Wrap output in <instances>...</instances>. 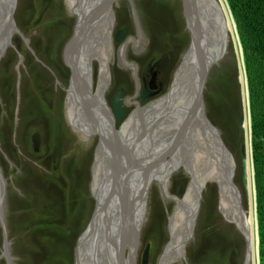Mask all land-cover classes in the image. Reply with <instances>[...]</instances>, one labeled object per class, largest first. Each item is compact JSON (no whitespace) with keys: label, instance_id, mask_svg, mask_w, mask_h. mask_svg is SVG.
<instances>
[{"label":"rangeland","instance_id":"rangeland-1","mask_svg":"<svg viewBox=\"0 0 264 264\" xmlns=\"http://www.w3.org/2000/svg\"><path fill=\"white\" fill-rule=\"evenodd\" d=\"M4 1L3 10L9 11L6 6L11 7L12 0ZM16 1L15 22L29 40L31 50L23 38L17 34L13 38L12 47L0 65V170L6 182L7 195L4 216L9 234L10 252L13 264H76L79 240L91 223L95 211L92 183L94 163L101 143L97 135H84L82 132L84 129H77L68 116V90L72 80V71L66 65L64 57L66 47L73 37L77 19L68 8L67 0H52L58 6H62L60 8L65 15L61 18L64 24L60 27L58 25L49 26L50 21L47 19L49 15H46V9L45 17L42 21L39 20L37 10L43 9L42 2L47 0ZM157 1L148 0L147 4L152 8L154 5L157 6ZM132 2L133 7L137 10L138 22L134 18L136 16L133 7L127 0H121L114 7V50L109 63L110 86L105 95V102L114 113L110 101L120 90H123V106L127 110L125 120L139 107L144 108L168 93L167 91L160 96L145 101L140 100L143 92V73L148 67L149 61L158 59L160 55L169 61L163 64L167 65V75L163 74V77L167 81L169 89L176 71L185 62L190 47V43H187L185 37L189 34L182 14L181 0V6L179 0H167L162 4L160 20L157 19L159 17L155 13L151 14L152 17L142 14L139 7L142 6L141 0H132ZM60 8H57V11H60ZM150 18L156 22L154 42H152L151 36L154 32L152 27H149L151 26ZM167 24L171 26H167ZM70 25H72L71 30ZM138 27L143 32L141 37H135ZM124 29L129 31L125 40L116 43V34ZM158 30L163 31L162 36L169 34L170 42L177 37L178 43L175 51L180 55V60L174 54H159L165 51L161 43H168L162 40L158 41L160 36L158 32L156 33ZM85 34H87V30H85ZM132 38L138 39L139 42L136 45L130 44L126 50L127 64H125L121 60V48L125 42ZM79 45L76 47L75 54L82 56L83 50L80 55ZM41 46H44L43 52L39 51ZM231 49L235 53V58L238 56L236 43L232 42L226 56L213 68L207 85L214 70L220 69L222 66L227 69L231 68L228 64L229 61L232 62ZM53 62L54 64L62 62L68 70H60L53 66ZM132 65L134 69L130 67ZM92 67L94 93L96 94L100 63L94 61ZM136 74H138L137 78ZM208 88L209 86L205 91L207 116L217 127L235 157L238 165L236 183L242 190L245 210L252 214L251 193L246 189L244 182L246 172L242 163L239 143L242 136L239 121L245 116L243 87L240 86V100L235 101V98H231V102L228 103L231 109H242L241 117L238 113L231 111L230 115H226L233 117V123L229 128L225 125L226 122L221 121L224 118L220 119L226 114L224 111L227 108L226 103L221 95L215 94L214 96L213 90L209 91ZM148 90L151 93L149 88ZM221 90L222 86H219L214 91ZM129 99H131L130 103ZM138 101L140 102L139 107L137 106ZM90 105L95 110L98 102H92ZM245 118L247 117L245 116ZM125 120L116 119L117 130H120ZM88 122L95 123L96 121L93 116H88ZM36 135L39 136L38 146L35 142ZM140 143L142 146L139 148ZM159 143L162 144L161 141ZM136 144L139 152L145 151L144 142ZM160 147L164 149L165 153L167 146H164L163 143L158 148ZM111 153L115 158L117 157L113 150ZM145 153H149L148 150ZM61 156L68 162L58 164ZM162 156L170 157V155ZM153 161L150 160V162ZM70 168L73 171L81 172L82 177H85L84 181L89 178L87 185L92 200L91 205L86 199L89 196L87 195L85 198L83 191L77 195L69 191L67 174L70 172ZM152 172L157 173V169ZM190 178L185 169L181 168L172 174L167 191L162 190L159 183H152L135 264H142L143 254L148 246H150L148 264L160 263L171 238L170 220L176 211L178 198L182 199L190 186ZM105 183L106 181H104V186L107 188ZM108 189L110 188L108 187ZM14 193L18 194L16 201L11 199ZM27 199L28 202L31 201V206L27 204ZM200 200L194 233L186 248L185 257L172 264H245L247 240L234 225L228 224L224 220L219 210L217 187L210 185L203 192ZM53 222H59V226L53 229L64 233L56 234L51 228ZM126 249L125 258L129 260L130 251L128 247ZM3 250V230L0 225V264H7L3 257ZM109 253L106 250L104 256L109 257ZM115 253V246H112V256L110 257L117 258ZM96 255L98 254H93L91 259ZM58 258L60 263L56 262ZM112 263L114 264V262Z\"/></svg>","mask_w":264,"mask_h":264},{"label":"bare ground","instance_id":"bare-ground-1","mask_svg":"<svg viewBox=\"0 0 264 264\" xmlns=\"http://www.w3.org/2000/svg\"><path fill=\"white\" fill-rule=\"evenodd\" d=\"M120 1L121 0H115V4H118ZM3 2L5 1L0 0V14L2 18H4L5 13L2 7ZM96 2L97 0H67L68 8L72 9L73 6H77V15L83 20L79 38L73 41L71 52H69L70 67L75 74V78L72 80L71 88L68 90V116L74 122L77 129H84L82 132L87 136L93 135L95 131H101L105 134V137L108 138L111 132L113 117L110 116L111 110L106 106L105 95L110 86L109 63L114 50L112 35L115 19L111 17L113 14L108 15L107 18H101V16L98 15L95 19H91L95 16L96 10L94 8L96 7H94V4ZM6 9L9 8L6 7ZM226 9L232 29L227 25L226 31L222 33L221 40L217 42L221 47L215 50L213 55H216L219 61L226 56L229 42L234 38L231 31L236 37L232 18L227 6ZM84 20L87 21L84 23ZM91 21L95 22L90 29L88 26L87 34H85V25L87 22L90 24ZM16 32V27L10 24L9 30L0 42V58L3 56L4 59L8 50L12 47L13 38L17 35ZM225 34L228 35V39H226ZM139 36L141 37V33H139ZM138 42V39L132 38L123 44L121 48V60L123 63L127 64L125 56L126 50L129 48L130 44L136 45ZM80 43L83 45V54L82 56H77L75 50ZM240 58L241 62H243L241 54ZM94 61L100 63V75L96 94L94 93L95 89L92 78V65ZM191 62V58L188 56L187 62L182 64L176 71L175 77L178 79V83L172 94L153 101L144 108L139 107V104L136 103L139 108L124 121L121 130L118 131L117 136H115L117 138L112 137L113 139H107V141H109V144L111 142L112 144L120 146L126 155L128 153L129 156H136L138 158L143 157L144 161L148 162L147 164L155 162L157 154L153 153V155L148 156V153H145V151L148 150L149 152L153 142H156L155 144L159 143V141H161L162 144L164 143V146H167L165 153L162 147L157 148V151H161V156L170 155V157L167 156L165 158L162 156V158H165V162H163L161 168L157 169V173L145 171L144 168H140L142 174H154L153 177H158L159 185L164 191L169 189L170 179L174 173V169L179 170L181 168H187L188 174L191 177L190 186L185 196L182 199L178 198L176 211L169 225L171 235L170 242L159 264H172L176 260L185 257L186 248L194 233V224L197 218L199 203H201L200 199H202L203 192L210 185L216 186L218 189L219 210L224 220L228 224L234 225L247 240L245 264H258L259 255L255 216L252 144L248 114H246L247 118H244L243 124V135H245L247 142V158L246 164L243 167L246 172V174H244L245 186L248 192L251 193V204H253L252 214L247 213L245 210L242 190L236 183L238 165L232 151L224 138L223 140L226 147L220 141L215 133L217 130H214L213 127L209 126L207 123L202 122L203 119L200 113L196 115L195 122L199 126L203 124V134L200 133L196 136L191 133L183 146L177 151V154L173 147V149L168 148L171 134L174 130L173 127L177 124L178 120L185 116L197 91L196 82H198V80L192 76L191 72H193V66ZM242 66H244V63ZM78 82L83 85L87 94L90 95L89 97L92 99L95 98V101L98 102V108H95L96 112H94V109L91 107L88 100H86V95L83 94V91H81V95ZM246 91L247 90H245V93H247ZM88 116H93L95 118L96 125H94L95 123L88 122ZM90 126H94V128ZM145 126L146 128L149 126L150 129L148 127V130L150 131L147 132L148 134L140 136L139 132L142 131ZM149 139L154 140L150 143ZM145 140L147 144L144 143V147L146 149L144 152H139L136 143L144 142ZM189 145H191L190 148H188ZM141 146L142 144L140 143L139 148ZM111 152L112 148H109V146L101 140L96 156L97 161L94 168L95 180L92 187L95 194L99 195L101 199L104 196L112 194L113 200V183L114 185L117 184L115 176L119 163L116 162L117 158H115ZM150 160L154 161L150 162ZM104 181H106L105 185L107 184L110 189L104 186ZM119 210L120 208L118 207L115 211V216L118 218ZM137 220H146L145 203L139 209ZM109 236L114 237L116 241H118V245H116L117 249L119 245H121L120 250L117 251L115 248V254L119 256V260L110 257L112 256V246L114 245L111 244L112 242H110ZM129 246L130 244H127L126 237L117 223H104L103 212H98L95 216L93 226H91L90 230L87 231L79 241L77 249L79 259L77 264H87V261L88 264H113L112 262H114V264H132L136 258L134 248L132 249L130 260L124 257L125 249ZM106 250L110 252L109 257L111 259L108 256H104ZM93 254H98L99 256H93L91 259Z\"/></svg>","mask_w":264,"mask_h":264},{"label":"water","instance_id":"water-1","mask_svg":"<svg viewBox=\"0 0 264 264\" xmlns=\"http://www.w3.org/2000/svg\"><path fill=\"white\" fill-rule=\"evenodd\" d=\"M10 1V0H9ZM131 7H133L132 0H127ZM182 1V14L183 18L186 24V29L188 30V34L190 36V47L186 54V60L182 64H185L187 62L188 56L191 58V63L193 66V72L192 76L198 80L196 82L197 84V91L195 93V96L193 100L191 101L190 108L186 112L185 116H183L180 120H178L177 124L173 127V133L171 134V140L170 145L168 148H174L176 154L177 151L183 146L184 142L186 141L187 137L193 133L194 135H198L200 133L203 134L202 126H199L196 124L195 119L196 115L198 113L202 116V122L207 123L209 126H212L214 130H217L215 132L220 139V141L223 143V145L226 147V144L223 140V137L217 127L212 123V121L207 116L206 108H205V90L207 87V82L209 79V76L213 70V68L217 65L219 60L216 58V55L214 56V51L218 50L221 46L217 42L221 40L222 33L226 31L227 25L230 29H232L229 15L226 9V6L228 8V11L230 13V16L232 18V23L234 25L236 37L234 36L233 32L231 31L233 35L232 41L229 42L228 50L230 47V44L232 42L236 43V48L238 50V62H239V68H240V84L243 87V98H244V115L248 114L249 121H250V132H251V144L253 141L252 136V128H251V109H250V93L248 88V81L246 78V72L245 77L243 74L242 69V62L240 58V54L243 59V48L240 42V38L237 31V26L235 23V20L233 18L232 12L230 10L229 4L227 0H181ZM9 8V11H4V18H2L0 14V42L6 35L7 31L9 30V25L13 24L17 29V34L20 35L28 48L29 47V40L24 36V34L21 32V30L17 27L15 22V12L17 8V1L12 0V6H6ZM95 16H93L91 19H95L98 15L101 16V18H107L108 15L114 13V7H115V0H97V2L94 4ZM71 12L76 16L77 23L75 26V31L73 34V37L70 41V43L66 47L65 52V63L66 65L71 69L72 71V80L75 78V74L70 67L69 62V52H71V46L73 44V41L78 40L80 35V29L81 24L83 23V20L77 15V6H73L72 9H70ZM134 14L138 22V15L136 8L133 7ZM113 17V15L111 16ZM114 18V17H113ZM115 19V18H114ZM87 20H84V23ZM95 21H91L89 24L86 23L85 27L88 31L92 27ZM2 23V24H1ZM129 33L128 29H124L121 32H118L115 36V42L121 43L125 40V37ZM221 36V37H220ZM226 39H228V35L225 34ZM79 54L81 55V50H83V45H79ZM122 54V50H121ZM3 59V56L0 58V65L1 61ZM244 63V62H243ZM181 64V65H182ZM245 70V69H244ZM136 73V72H135ZM72 80L70 84V88L72 85ZM245 81H246V88H245ZM79 83V90L80 93L83 91L84 95L83 97L88 100V102L91 104L92 101L94 103L96 99H92L89 97L90 95L87 94L85 88L83 85ZM178 79L174 77V80L170 86L169 89H167L168 93L165 95L172 94L174 90L177 87ZM245 89L247 90L245 93ZM166 92V90L164 91ZM122 93L123 90H120V92L110 101V104L114 110V113L116 115L113 116L112 111L111 115L113 117L112 121V127L111 132L107 137H105V134L101 131H95L93 135H97L100 140H103L109 148H112L114 154L117 156V163H120V167L116 170V175L119 176V180L117 181V184L114 185L113 183V193L114 198L112 200V194H109L108 196H104L102 199L99 197V195H96L93 191V197L95 200V211L92 217V221L89 224L86 231L82 234H86L87 231L90 230L91 226L94 224L95 216L98 212H103L104 214V223L106 222H115L121 229L122 233L126 237L127 244H130L129 248V260L132 256V249H135L136 256L138 254L139 250V244H140V233L142 231L143 225L145 221L137 220V215L139 212V209L143 206L145 203V208H147V199L149 196V191L151 189L152 183L157 182L159 183L158 177H153L154 174H148L145 175L140 172V168H144L145 171H155L156 169L161 168L163 165V162H165V158H162L161 151H157V148L162 145L160 143L155 144L156 142H153L148 156L153 155V153L157 154V157L155 159V162L149 163L145 162L143 157L138 158L136 156H130L125 155L124 151L122 149H116L115 144H112L107 139H113L112 137L117 136L118 131L115 127L116 119L119 121L125 120L126 112L127 110L123 106L122 102ZM82 95V93H81ZM153 95L149 94L147 88H145L142 92V95L140 97L141 101H145L146 99H150ZM163 96V97H165ZM161 97V98H163ZM88 98V99H87ZM98 108V105H97ZM95 111V110H94ZM244 117H242L239 121L240 123V131H241V139H240V147H241V156H242V162L243 166L246 164V158H247V149H246V137L243 135V124H244ZM96 125V123L94 124ZM91 128H94V126H90ZM149 127V126H148ZM148 127L140 131V136L148 134L150 130H148ZM201 128V130H200ZM150 129V127H149ZM213 130V131H214ZM92 136V135H90ZM210 136V135H209ZM39 136H35V142L38 146V139ZM117 138V137H115ZM150 143L151 140L149 139ZM146 143V141H144ZM172 148V149H173ZM252 167H253V175H254V196H255V216H256V223H257V239H258V255H259V264H260V254H259V226L257 221V203H256V185H255V171H254V160H253V144H252ZM135 155V154H134ZM144 156V155H143ZM176 170L174 169L173 172ZM185 171H187V168H185ZM121 191V192H120ZM6 182L4 180V176L1 173L0 170V225L3 230V238H4V258L7 262V264H13V257L10 252V245L8 242V232H7V226H6V219L4 216L5 208H6ZM111 202V203H110ZM110 203V204H109ZM120 208L119 210V218L115 216V211ZM137 208V210H136ZM81 236V237H82ZM81 239V238H80ZM110 239V236H109ZM80 241V240H79ZM115 244V243H113ZM124 244V240H123ZM116 245V244H115ZM79 246V243H78ZM138 247V248H137ZM121 245H119L118 250H120ZM137 249V252H136ZM126 250V249H125ZM149 253H150V246L147 247L143 254V260L142 264H148L149 260ZM119 256H117L118 259ZM123 257V256H122ZM125 257V253H124ZM78 255H77V261L78 263ZM136 261V258H135ZM134 261V263H135ZM132 262V264H134Z\"/></svg>","mask_w":264,"mask_h":264},{"label":"trees","instance_id":"trees-1","mask_svg":"<svg viewBox=\"0 0 264 264\" xmlns=\"http://www.w3.org/2000/svg\"><path fill=\"white\" fill-rule=\"evenodd\" d=\"M148 0H141L142 6H139L142 14L146 17H152L151 14H156L158 20H160V16L162 15V4L167 2V0H158L157 6L154 5L150 8V5L147 4ZM175 1V0H173ZM178 1V0H176ZM230 10L232 12L233 18L235 20L238 35L240 38V42L243 48V62L244 66V77L246 72V78L248 81V88L250 93V109H251V128H252V136H253V160H254V171H255V184H256V199H257V221L259 226V241H260V264H264V0H227ZM43 9H38L37 13L39 16V20H43L45 14L49 18H47L50 23L49 26L58 25L59 27L64 24L61 18L65 17L62 6H58L54 1L47 0L46 2H42ZM162 5V6H161ZM179 5L181 6V2L179 0ZM46 7V8H45ZM61 7V8H60ZM57 8H60V11H57ZM46 9V13H45ZM155 11V12H154ZM149 24L152 27L154 32L152 36V42L155 41V24L152 19H149ZM167 26H171L167 24ZM72 25H70V30ZM157 30V29H156ZM159 33V40L165 41L168 44L161 43V46L164 50H171L173 45H177V37L171 40H168L169 34H165L162 36L161 33L163 31L158 30L156 33ZM187 42L190 40L189 36H185ZM181 39H184L180 37ZM154 39V41H153ZM153 46V43H152ZM173 50V49H172ZM40 52L44 51V46L39 48ZM161 52L159 54H163ZM232 54V62L229 61L228 64L231 67L227 69L222 66L220 69H216L213 71L211 80L209 81V91L213 90V94L221 95L223 101L226 103L227 107L224 109L226 114L221 116V121L226 122L225 125L231 127L233 123V117L226 115H230L231 112L238 113L241 117L242 109H231L229 108V102H231V98H235V101L240 100V68L238 59L235 58V53L233 49H231ZM54 61V60H53ZM242 62V64H243ZM57 63V62H55ZM53 66L59 68L60 70H68V68L60 62L54 64ZM245 69V70H244ZM38 79V78H37ZM39 81V80H37ZM222 86L221 91H214L215 88ZM246 88V81H245ZM246 90V89H245ZM218 95V96H219ZM212 103V100H210ZM225 128V127H223ZM251 138V137H250ZM68 160L64 159L61 156L58 160V164L67 163ZM252 172V167H251ZM252 175V174H251ZM68 181L67 187L69 191L75 193V195L79 194L83 191V195L89 196L87 181L89 178L82 177L81 172L78 170L73 171L70 168V172L67 174ZM85 185V186H84ZM84 186V187H83ZM247 194V193H246ZM248 196V195H247ZM18 194L14 193L11 196L12 200L17 199ZM86 198V197H85ZM89 201L90 205L92 204V200L86 198ZM28 205H32L31 201L28 202ZM249 204V201H248ZM35 210V209H34ZM59 226V222H53L51 228H55ZM56 234L64 233L58 232L53 229ZM158 238V236H157ZM257 251V248H256ZM62 252V251H61ZM60 263V259L56 260V262ZM259 264V262H258Z\"/></svg>","mask_w":264,"mask_h":264},{"label":"flooded vegetation","instance_id":"flooded-vegetation-1","mask_svg":"<svg viewBox=\"0 0 264 264\" xmlns=\"http://www.w3.org/2000/svg\"><path fill=\"white\" fill-rule=\"evenodd\" d=\"M115 6H116V4H115ZM149 27H151V26H149ZM137 30H138L137 36H135V37H138L139 33L143 34L142 29L140 27H138ZM151 36H153V35H151ZM112 37H113V35H112ZM187 43L189 44L190 40ZM175 47H177V46L176 45L172 46L173 50L172 49L171 50H167L166 49L163 54L169 53V54L177 55L179 57V60H180L181 57L178 54V52L175 51ZM165 58H163V55H160V57L158 59L150 60L149 64H148V67H146V69H145V71L143 73V78H142L143 89H145V88L148 89L149 88L150 91H151V93L150 92L149 93L151 95H153L152 98L161 95L168 88L167 87V81L163 77V74L167 75V70H166L167 69V65L166 64L163 65V64L169 62ZM170 66H172V65L170 64ZM132 67H133V65L131 66V68ZM148 72H150V73H148ZM137 77H138V74H136V78ZM131 99L133 100V98H131ZM131 99H129V103H130ZM106 106H107V108L109 107L107 102H106ZM109 110H110V108H109Z\"/></svg>","mask_w":264,"mask_h":264},{"label":"clouds","instance_id":"clouds-1","mask_svg":"<svg viewBox=\"0 0 264 264\" xmlns=\"http://www.w3.org/2000/svg\"><path fill=\"white\" fill-rule=\"evenodd\" d=\"M116 7V6H115ZM76 26V25H75ZM3 60V59H2ZM2 62V61H1ZM168 89V88H167ZM144 90V89H143ZM148 90V89H147ZM149 92V91H148ZM166 92H167V90H166ZM160 96V95H159ZM138 97V96H137ZM152 98V97H151ZM141 100V99H140ZM122 102H123V99H122ZM153 102V101H152ZM138 103L140 104V102L138 101ZM124 105V104H123ZM111 110V109H110ZM112 111V110H111ZM127 113V112H126ZM112 114H113V116H115L114 115V113H113V111H112ZM84 134V133H83ZM39 135V134H38ZM84 135H86V134H84ZM87 136V135H86ZM114 148H116V149H122L120 146H118V145H115V147ZM126 155V154H125ZM118 156V155H117ZM130 157V156H129ZM96 161H97V157H96V159H95V163H94V168H95V164H96ZM120 167V163H119V166H118V168ZM1 169V168H0ZM185 169V168H184ZM186 172V171H185ZM187 174H188V172H186ZM189 175V174H188ZM190 176V175H189ZM119 177H120V175L119 176H115V179H116V181H118L119 180ZM5 179V178H4ZM94 180H95V175H94ZM94 180H93V183H94ZM93 183H92V187H93ZM92 195H93V188H92ZM90 197V196H89ZM94 198V197H93ZM91 199V198H90ZM8 232V231H7ZM110 242H112L111 244H113V243H115L116 245H118V241H116V239L114 238V237H112V236H110ZM8 242H9V234H8ZM115 244H113L114 246H115V248L117 249V247H116V245ZM9 245H10V243H9ZM3 246H4V238H3ZM3 253H4V250H3ZM3 257H4V254H3Z\"/></svg>","mask_w":264,"mask_h":264}]
</instances>
